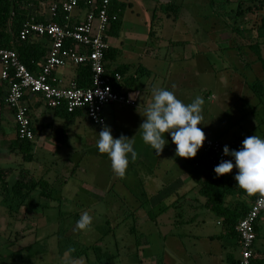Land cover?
<instances>
[{
    "label": "crops",
    "instance_id": "obj_1",
    "mask_svg": "<svg viewBox=\"0 0 264 264\" xmlns=\"http://www.w3.org/2000/svg\"><path fill=\"white\" fill-rule=\"evenodd\" d=\"M255 1L258 3L259 0ZM51 2V0L42 1L37 7L32 8V11L43 20H49L51 14L48 6ZM155 2L152 1L151 4L153 5ZM170 2L179 6L178 15L176 18L172 17V20L186 24L187 19L183 18V14L184 11L188 13L189 8L184 6L185 1L178 3L174 0H161V6ZM262 4H264V0H262ZM76 12L73 15L76 16L77 22L81 19L82 13ZM262 12L261 9L250 11L249 20L259 19ZM119 20L121 21L120 15ZM247 33H249V37L255 38L258 34L262 37L260 50L264 59V30L253 28L242 33L233 30L234 36L232 37H242L241 34L247 35ZM221 39V35L218 37L212 35L209 43L217 44L220 51ZM29 40L40 42L43 39L29 37ZM170 42L169 40L166 50H170L172 54L179 53L176 48L180 43L182 56L179 55L174 60L168 59L166 56L165 62L160 63V57L157 54L159 52L155 47L136 54L138 58L136 66L141 65L147 71L146 74L143 72L148 77L146 86L147 82L142 85L138 83L139 73L133 70V63L116 62L117 57L112 63V67L121 64L128 66L126 75L133 79V89L128 93L135 99L136 105L135 107L108 105L103 108V118L104 121L106 118L109 123H113V133L111 129V134L114 138L124 135L132 139L137 157L135 160L129 159L128 167L131 171H128L127 167L124 177L113 178L115 181L111 186L105 185L97 179H93L90 183L79 182L76 171L82 170L85 166L83 152L89 150L87 145H90L91 149H97L96 140L98 138V135L93 133L89 135L83 130L84 128L79 127V120L81 117H86L85 113L78 111L73 115H65L62 109H59L60 107L49 108L38 95L30 93L25 94L24 102L28 108L34 136L31 140L26 139L31 145L28 151L32 158L24 160L22 152L26 142H22L21 138L17 139L14 114L5 102L8 85L0 78V173L5 176L4 181L7 182V185L13 184L24 176H30L33 179L42 177L49 184V189L54 191L53 197L56 198V200L41 198L38 191H32L20 206H16L14 203L13 206L16 208L13 210L14 213L24 214L28 220L30 214L33 213L31 207L47 209L55 206L53 203L42 202L43 199L57 202L58 209L63 203L68 202L70 208L66 212L70 213L69 215L75 213L74 223L70 218L68 219L70 220L68 231L72 238L67 243H61L58 247H55V243L46 246L47 223L46 218L41 216L37 218L36 224L33 222L36 228L35 238L29 239L25 233L26 229L28 231L32 229L31 226H28L30 221H26V227H22L25 230L21 234H25L22 237V244L16 249H11L18 243V238L11 241L8 233L6 236L3 235V230L6 231L9 227L14 228L17 224L12 222L11 214L13 212L10 209L7 210V203H5L6 208L0 209L2 214L0 217L2 233L0 232V235L3 236V239L1 238L3 241L0 244H6L11 251L9 254L2 255L4 258L19 256V258H13L11 264H237L240 257V245L234 230L235 225L230 224L231 218H228L223 209L232 211L241 203L247 206L249 203L247 198L235 194L219 198L213 194L217 193V190L209 188V179L202 174V163L194 166L199 171L197 175L187 171L183 167L184 158L175 156V145L171 143V138L167 133L165 139L169 143L158 156L141 139L139 126L143 121L142 116L145 108L152 102L154 89L163 88L172 91L176 98L184 103L191 101L192 98L195 99V96L189 95L188 88L191 84H197V87L202 89V96L215 105L214 94L209 87L206 88L203 85L209 80L205 77L203 79L197 74L191 79L190 65L186 69L182 67V64L188 60L189 53L192 57V53L196 54L204 48L202 43L198 40L195 43L185 39L178 43L175 41L177 44ZM234 42L236 45L237 41L231 43L234 44ZM237 46L239 45L237 44ZM116 49L118 50V48ZM185 54L187 56H184ZM221 55L222 53L218 56L219 64ZM146 59L149 61L145 62ZM204 59L207 60L205 57ZM253 59L254 56L251 55L249 65L235 61V65L230 67L236 72L238 70L249 71V82L256 77L263 78L260 63L254 62ZM172 61H175L176 64L172 65ZM211 65L207 63L204 70L217 75L215 71H212L213 65ZM219 67L228 73H233L229 71L230 67H224L225 69L221 65ZM228 73L226 77L230 82L231 74L228 75ZM53 76L63 85H67L68 82L75 80V66L68 65L57 68L53 72ZM221 79L223 78L220 75L217 78L219 83L222 82ZM245 81V85L249 87L247 79ZM237 84V86H241L243 82ZM136 85L138 86L136 87ZM228 89L230 92L236 90L232 87ZM249 92L252 93L250 87ZM234 95L237 97L236 100L240 101V97L236 94L231 95L230 98ZM252 96H254L253 93ZM256 99L257 103L254 104L253 97L249 95V116H253L251 121L255 120V111L261 108L264 112V96L262 102L258 98ZM260 119H257V123L253 122V127L263 123V119ZM262 137L264 138V136ZM241 142L242 138L238 137L226 143L239 149ZM36 153L43 155L40 161L35 158ZM101 157L107 159L106 154H101ZM108 163L110 164V161ZM146 166L153 167L154 171ZM128 181H131L133 188L127 185ZM34 196L40 199L32 204L30 200ZM0 197L2 196L0 195ZM212 202L213 204H210ZM1 207L3 206L0 204ZM84 212L91 215L92 224L87 230H75L76 221ZM97 220L104 223L102 228L98 227ZM38 230L42 231L39 236ZM59 230L60 228H56L50 235L59 232ZM254 231L253 257L264 264V211L258 216ZM29 234L32 233L29 232ZM36 244L38 251L36 250L37 252L34 253ZM235 249H239V254L236 256L234 255Z\"/></svg>",
    "mask_w": 264,
    "mask_h": 264
},
{
    "label": "rangeland",
    "instance_id": "obj_2",
    "mask_svg": "<svg viewBox=\"0 0 264 264\" xmlns=\"http://www.w3.org/2000/svg\"><path fill=\"white\" fill-rule=\"evenodd\" d=\"M152 1H156L155 4L152 5ZM174 1L178 3L185 1L183 3L184 6L186 8H189L188 13L187 11H184L183 14V18L187 19L186 24H183V22L181 21L178 22L176 20H172L173 16L171 14H166L164 7L161 6V0H118V2L122 4L119 10L121 25L118 32L114 36H110L108 38V43L118 48L116 62L133 63V70L136 71V62H138V58L136 57L137 53H142L150 47H155L159 52L157 53L160 57L159 62L164 63V58H166V56L168 59L173 60L174 58H178L179 55L182 56V45L180 43L178 44V48H176V51H179V53L172 54L170 50H166L169 45V40L171 41L170 43H174L175 41L178 43L183 39L191 42L194 41L195 43L197 42V40L200 41L204 48L200 49V52L196 54L192 53V57H190L189 53V58L186 63L182 64V67L186 69L187 66L190 65L189 74L191 79L192 76L197 74L203 79L205 77L209 80V82H205L203 83V85L206 88L209 87V89L214 94L215 105L211 104V101L209 99L206 100L204 96H202V89L197 87V84L190 85V87L188 88L189 95L195 97L200 96L204 101L202 105V124H198L197 127L202 129L205 137H215L225 143H229L238 137H241L243 141L246 137L253 135L263 138L262 136H264V121L257 126L255 125L256 127H253V122L257 123V119L259 118H261L260 120H264V112H262L261 108L255 111L254 121H251L253 116H249V95L253 97L254 104L257 103V97L252 96V93L249 92V87L244 83L246 82L245 79H247V82H249V71L247 72L245 70H238L236 72V70L230 67L233 64L235 65V61L249 63V58L251 56L249 55V49H247L245 45V43H247L246 40L242 37H232L234 36V34H232L231 25L235 23L233 22V18L230 16V14H227L226 12H228L231 8L236 9V5L234 6L233 4H229L227 6H223L222 3L220 4V1L222 0H216L215 4H211L209 0ZM158 17L160 18L158 19ZM229 17H231V19ZM241 22L246 23L245 28H249V12L247 13V15H245V17H239L236 24L240 25ZM238 32L242 33L243 31ZM212 35L216 37L221 35L222 39L220 42V51L217 44L209 43V39L212 37ZM232 41H237V44L242 48L240 50L230 48L229 46H231ZM176 42L175 44H177ZM235 43L236 42H234V44ZM220 53H222V55L220 56L221 63L219 64L218 56ZM184 56H187V54H185ZM204 57L208 61L205 60ZM148 61L149 60L147 59L145 60V62ZM172 62V65L176 64L174 63L175 61ZM207 63L213 65H211L213 67L212 71H215L217 75L212 74L211 71L204 70V67L207 66ZM220 65L223 69H225L224 67H230L229 71H232L233 73H228V71L222 70L219 67ZM227 73L228 75L231 74L230 82L227 80ZM133 74L135 75V73ZM220 75L221 78H223L221 79L222 82H220L221 85H219L220 83L217 80ZM243 75L244 78H242ZM137 77V81H139L138 83L140 85L146 82L147 83L145 84V86L148 84V77L146 75L138 74ZM237 83L242 85L237 86ZM137 86L138 85H136V87ZM230 87L236 90L230 92L228 91V88ZM233 94L239 96L242 101H237V97H235V95L234 97L232 96L230 98V96ZM193 100L194 98H192L191 101L184 103L189 104ZM104 125L109 126L112 129L113 133L114 125L112 122L109 123V121L105 118ZM79 127L81 129L84 128L83 130L89 135L90 133L98 135L97 133L102 130V126H92L87 117H81V119L79 120ZM86 147L89 150H85L83 152L85 166H83L82 170L76 171L79 182L90 183L91 181H93V179H97L105 183V185L108 184L109 186H111L115 181L113 178H116V176L113 174L110 164L108 163L109 159L102 158L101 154L96 151L97 149H91L90 145H87ZM42 156L43 155L41 153L35 154V158L37 159V161H40ZM146 167L148 169L152 168V170L154 171L153 167ZM128 171H131L130 167H128ZM127 185H130L133 188V184L131 183V181H128ZM1 199L2 197H0V204L3 207H1L0 209H4L6 208V204L4 202H1ZM39 199L40 198L34 196L31 198L30 202L33 204L36 200L39 201ZM15 201L16 199L11 202L12 204L8 202V204L11 205V208L7 207V210L10 209V211L13 212V214H11V219L12 222L17 224V226H15L14 228L9 227L6 231L3 230V235L6 236L9 234L11 241H14L16 237L18 238V243L15 246L11 247V249H16L19 245L22 244V237L25 236V234L21 235L23 232H25L22 227H26V221H30V225L28 226H31L32 229L30 231L26 229L25 233H27L29 239L35 238L34 234L36 233V228L34 227L33 222L36 224L37 218L41 216H43V218H46L47 223L45 230V232L48 234L46 242L47 247L53 245L54 243L55 247H58L59 244L67 243L72 238L70 232L68 231V223L70 220L72 223H74L75 213H71L72 215H69L70 213L68 214L66 212L70 208L68 202L63 203L60 209H58L56 207L57 202L43 199L42 202H46L49 204L53 203V205L55 206L53 208L47 209H43L41 207L37 208L34 206V208L31 207V210L34 214L31 213L27 220L26 215L17 212L14 213L13 210L16 209L13 206L14 203H16ZM1 216L2 214L0 213V217ZM69 218L70 220H68ZM97 221L98 227L102 228L104 223H102L101 220ZM56 228H60L59 232H55L50 235L53 231H55ZM29 232H31L32 234H29ZM41 232V230H38V236ZM1 238L3 239V236L0 235V242L3 241ZM35 246L36 247L33 250L34 253L38 251L37 244ZM9 252L11 251L6 244L0 246V264H11L13 258H19L18 255H15V257L11 256L6 258L2 256L9 254ZM234 253L235 256L238 255L239 249H235ZM32 261L35 262L34 259H32Z\"/></svg>",
    "mask_w": 264,
    "mask_h": 264
},
{
    "label": "built area",
    "instance_id": "obj_3",
    "mask_svg": "<svg viewBox=\"0 0 264 264\" xmlns=\"http://www.w3.org/2000/svg\"><path fill=\"white\" fill-rule=\"evenodd\" d=\"M61 10L65 13L62 23L37 22L33 17L26 20L19 31V38L46 37L48 46L45 55L37 64V71H30L12 48L0 47V78L6 81L8 90L5 102L14 114L17 136L31 140L34 136L28 108L24 102L27 93L36 94L49 108L64 107L66 112L83 111L91 125L105 124L103 108L111 104L135 107L136 102L129 93L117 92L114 85L121 79L120 73L108 74L104 55L109 48L107 32L118 19L117 13H110L109 0H90L87 7L78 6L77 0H62ZM56 5L49 7L52 15ZM82 13L76 22L73 13ZM76 12V13H77ZM73 15V17H72ZM87 65L90 70V85L79 87L75 80L63 85L53 76L60 67ZM229 144L218 138L205 137L200 148L207 162L215 167L223 155V147ZM198 166V162L194 163ZM236 169L229 174H235ZM264 211V193L251 202L250 207L234 226L240 245L237 264H250L255 240L254 223Z\"/></svg>",
    "mask_w": 264,
    "mask_h": 264
},
{
    "label": "trees",
    "instance_id": "obj_4",
    "mask_svg": "<svg viewBox=\"0 0 264 264\" xmlns=\"http://www.w3.org/2000/svg\"><path fill=\"white\" fill-rule=\"evenodd\" d=\"M46 1V0H0V47H6V48H12L16 51L19 59L21 62L32 72H36V65L38 61L45 55L47 46H48V40L46 37H38L43 40L40 42L37 41H30L29 37L21 40L19 38V31L22 27V24L30 19L31 17L34 18L37 22H56V23H62L64 21L65 13L61 10L60 4L62 0H51L52 2L49 4L48 7L55 4L56 10L51 15V18L49 20H43V18L38 17L35 15L34 11H32V8L37 7L40 2ZM78 6L81 8L87 7L90 0H77ZM101 0H97L99 3ZM211 4H215L216 0H209ZM255 0H222L220 1V4L222 3L223 6H227L229 4L236 5V9H230L227 14H230V16L233 18V22L235 24L231 25V30L233 31H243L247 32L253 28H257V30H264V4H262V0L257 1L258 3H255ZM122 4L118 2V0H109V11L110 13H117L118 19L112 23L109 31L107 32V36H114L119 28H120V20H119V10L121 8ZM165 12L167 14H171L174 18L178 15L179 6L177 4H174L173 2H170L168 4H165L164 6ZM254 9H261L263 12L259 19L256 20H249V28H245V24L241 22L240 25L236 24L239 17H245V14L253 11ZM231 17H229L231 19ZM236 27V28H235ZM242 38L246 40L247 43H245L246 48L249 49V55L254 56L253 61L259 62L261 66V71L263 73V78H254L252 81L248 82V85L254 94L258 98L259 101H263L262 97L264 96V59L261 55L260 50V42L262 37L258 36L249 37V33L241 34ZM32 37V36H31ZM233 49L240 50L242 47L237 44H232L229 46ZM118 55V50L115 47H111L109 45V48L107 49L105 55H104V61H105V67L109 70L108 74L113 77L114 72H118L121 75V79L115 83V86L113 87L115 91L117 92H124L128 93L131 89H133V79L132 77H128L126 75L128 66L126 64H121L115 67H112V63L114 59ZM242 62V61H241ZM246 63V62H245ZM249 65V63H246ZM139 74H146L147 71L142 67L141 65L137 66L136 70ZM144 72V73H143ZM75 82L79 87L85 88L90 85V70L87 65H78L75 66ZM125 89V90H123ZM240 101L242 99L240 98ZM136 102V101H135ZM260 102V103H261ZM59 108V107H58ZM11 109V108H10ZM57 109V108H52ZM59 109H62L63 113L65 115H73L78 111H75L73 113L66 112L64 107H60ZM12 110V109H11ZM264 120H262L263 122ZM17 139H20L17 137ZM22 142L25 141L26 145L23 148L22 152V158L24 160H31V154L29 153L30 149V142L26 139H20ZM231 150H238L233 145H230ZM198 162L202 163V174L206 176L207 179H209L208 182L210 189L217 190V193H213L217 195L219 198H222L225 195L228 194H235L237 196H245L248 200V207L244 205L243 203L239 204L238 207L234 210H227L223 209V211L227 214L228 218H231V225H235L237 221L243 217V215L246 213L248 208L250 207L251 202L254 200L256 196H258L261 192L255 193L253 195H248L241 191L240 189L235 187V180L233 179L234 174H230L228 176H221L219 178L216 177V174L213 171V167L210 166V163L206 161L204 154L199 149L196 156L193 158H184L183 167L189 171L193 172L196 175L199 173L198 170L194 168V163ZM6 172V170H3ZM5 176H3L2 173H0V195L2 196L1 201L4 203H7V207L11 208V205L8 204L11 203L14 199H16V206H20L28 196H30L32 191H38V195L41 198H47L50 200H56L55 197H53L54 191L49 189V184L45 179L42 177H38L36 179L31 178L30 176H24L19 179H17L13 184L7 185V182L4 181ZM218 198V200H219ZM217 199V198H216ZM212 201V198H211ZM12 204V203H11ZM210 204H213L210 203ZM236 220V221H235ZM236 222V223H235ZM233 225V226H234ZM254 230H255V223H254ZM254 256V254H253ZM252 256L250 264H261L262 261L255 260Z\"/></svg>",
    "mask_w": 264,
    "mask_h": 264
},
{
    "label": "clouds",
    "instance_id": "obj_5",
    "mask_svg": "<svg viewBox=\"0 0 264 264\" xmlns=\"http://www.w3.org/2000/svg\"><path fill=\"white\" fill-rule=\"evenodd\" d=\"M202 97L185 104L177 99L174 92L167 89H154L152 102L147 105L143 121L139 126L142 142L155 151L158 156L166 144L165 134L175 145V156L193 158L205 141V134L198 124H202ZM96 148L98 153L106 154L110 167L117 178H123L129 159L135 160L137 153L131 138L120 135L114 138L111 128L102 126L98 133ZM223 155L230 157L221 160L213 171L219 178L236 169L233 176L235 187L248 195L264 193V138L260 136L246 137L238 150L223 147ZM92 224V217L84 212L76 221L75 230H87Z\"/></svg>",
    "mask_w": 264,
    "mask_h": 264
}]
</instances>
